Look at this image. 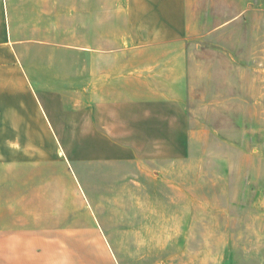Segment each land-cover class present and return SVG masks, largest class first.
<instances>
[{
  "label": "rangeland",
  "instance_id": "obj_1",
  "mask_svg": "<svg viewBox=\"0 0 264 264\" xmlns=\"http://www.w3.org/2000/svg\"><path fill=\"white\" fill-rule=\"evenodd\" d=\"M144 10L180 14L185 31L158 39ZM136 98L183 102L179 159L153 161L128 129L86 122L87 103ZM0 168L21 172L43 215L103 217L126 264L204 259L210 225L194 212L209 210L182 204L215 202L219 234L227 218L250 234L215 242L218 264L238 263L264 219V0H0Z\"/></svg>",
  "mask_w": 264,
  "mask_h": 264
},
{
  "label": "crops",
  "instance_id": "obj_2",
  "mask_svg": "<svg viewBox=\"0 0 264 264\" xmlns=\"http://www.w3.org/2000/svg\"><path fill=\"white\" fill-rule=\"evenodd\" d=\"M144 11H140L141 14L145 13L141 15V26L146 24L145 31L158 34L156 36L160 40L185 31L184 18L180 14L153 12L151 15L149 10ZM101 79L102 74L99 73L97 91L99 96L104 95ZM86 105L88 107L86 122L90 123V127L117 132L128 129L130 143L143 147L152 146L149 155L153 161L176 160L180 158V154H184L187 127L186 110L182 101L170 98L98 100L92 112L90 110L92 104ZM50 117L55 128H61L53 112ZM101 135L106 137L104 131ZM113 135H116V132ZM12 173L14 174H11L9 169L0 168V264H126L116 246L118 240L116 233L112 235L109 232L103 217H92L89 210L82 216L43 215L39 207L40 194L38 196L33 190L26 191V185L19 179L20 171ZM81 190L84 193H100L110 189L102 185L83 184ZM182 205L184 208L209 210L194 212L200 214V220L195 218L200 222V226L202 223L210 225L208 233H198L201 240L209 241V249L196 251L195 256L204 259H199L194 264H218L215 242L220 237L225 238L227 242L250 239L249 233H235L233 228L229 231V225L233 222L231 218H227L226 221L227 231L219 234L216 210L218 207L215 202L192 201ZM202 215H208L209 221L202 222ZM257 220L258 232L252 236L256 238L258 244L252 249H249L248 245L243 247L241 252L237 253L240 260L236 264H264V227H260L264 219ZM162 222L165 227L161 239L169 241V212L162 217ZM247 251L251 252L245 257ZM185 255V249L178 252V256Z\"/></svg>",
  "mask_w": 264,
  "mask_h": 264
}]
</instances>
